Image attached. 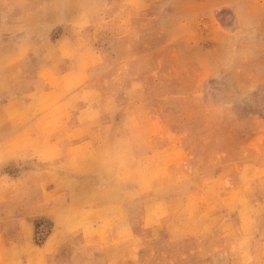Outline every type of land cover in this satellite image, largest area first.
I'll list each match as a JSON object with an SVG mask.
<instances>
[{
	"label": "rangeland",
	"instance_id": "obj_1",
	"mask_svg": "<svg viewBox=\"0 0 264 264\" xmlns=\"http://www.w3.org/2000/svg\"><path fill=\"white\" fill-rule=\"evenodd\" d=\"M23 170L0 264H264V0H0Z\"/></svg>",
	"mask_w": 264,
	"mask_h": 264
},
{
	"label": "crops",
	"instance_id": "obj_2",
	"mask_svg": "<svg viewBox=\"0 0 264 264\" xmlns=\"http://www.w3.org/2000/svg\"><path fill=\"white\" fill-rule=\"evenodd\" d=\"M6 137H7V134H6ZM77 144L78 145H83V143H77ZM77 144L69 145V147H72L73 145L75 146ZM25 173H26V170L20 171L19 173H17V175H13L12 173H4V175L0 174V183L2 181H5L8 184L17 185V184H15L16 182L19 181L21 183V182L25 181V175H26ZM2 176H5L4 180H2V178H3ZM21 186H23V185H21Z\"/></svg>",
	"mask_w": 264,
	"mask_h": 264
}]
</instances>
